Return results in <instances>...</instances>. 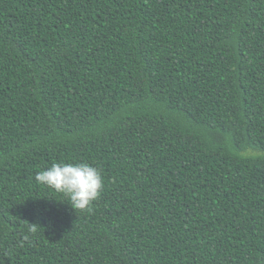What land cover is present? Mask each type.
I'll list each match as a JSON object with an SVG mask.
<instances>
[{
    "label": "trees",
    "instance_id": "obj_1",
    "mask_svg": "<svg viewBox=\"0 0 264 264\" xmlns=\"http://www.w3.org/2000/svg\"><path fill=\"white\" fill-rule=\"evenodd\" d=\"M0 264H264V0H0Z\"/></svg>",
    "mask_w": 264,
    "mask_h": 264
},
{
    "label": "clouds",
    "instance_id": "obj_2",
    "mask_svg": "<svg viewBox=\"0 0 264 264\" xmlns=\"http://www.w3.org/2000/svg\"><path fill=\"white\" fill-rule=\"evenodd\" d=\"M37 183L65 194L74 209H88L103 188V178L98 168L86 162L53 163L35 174ZM27 241L28 237L24 236Z\"/></svg>",
    "mask_w": 264,
    "mask_h": 264
},
{
    "label": "rangeland",
    "instance_id": "obj_3",
    "mask_svg": "<svg viewBox=\"0 0 264 264\" xmlns=\"http://www.w3.org/2000/svg\"><path fill=\"white\" fill-rule=\"evenodd\" d=\"M253 152V151H252Z\"/></svg>",
    "mask_w": 264,
    "mask_h": 264
}]
</instances>
